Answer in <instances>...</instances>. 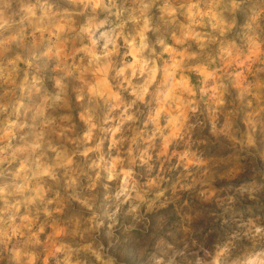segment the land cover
Here are the masks:
<instances>
[{
	"label": "clouds",
	"instance_id": "9594fccd",
	"mask_svg": "<svg viewBox=\"0 0 264 264\" xmlns=\"http://www.w3.org/2000/svg\"><path fill=\"white\" fill-rule=\"evenodd\" d=\"M0 264H264V0H0Z\"/></svg>",
	"mask_w": 264,
	"mask_h": 264
},
{
	"label": "rangeland",
	"instance_id": "374dc122",
	"mask_svg": "<svg viewBox=\"0 0 264 264\" xmlns=\"http://www.w3.org/2000/svg\"><path fill=\"white\" fill-rule=\"evenodd\" d=\"M120 255H123L122 253H119ZM133 257H132V253L131 252H129L128 253V259H132Z\"/></svg>",
	"mask_w": 264,
	"mask_h": 264
}]
</instances>
